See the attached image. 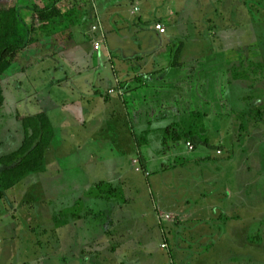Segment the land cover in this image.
I'll list each match as a JSON object with an SVG mask.
<instances>
[{"label": "crops", "instance_id": "1", "mask_svg": "<svg viewBox=\"0 0 264 264\" xmlns=\"http://www.w3.org/2000/svg\"><path fill=\"white\" fill-rule=\"evenodd\" d=\"M25 1H35L37 3V1L40 0ZM119 1L120 0H58L57 4L61 9L59 11L68 15L69 20L71 19L70 15L73 16V20H68L69 25H65L66 27L70 26L71 32L70 37L66 40L67 42H50L54 47L53 52L58 51V48H60V53L55 55V57L59 56L57 61H60V56L62 54L68 52L69 54L66 55L69 58L68 61L70 63H76L79 61V57L76 55L77 49L85 47L84 49H89L91 55L88 53V56L94 58V63H99L96 60L99 58V54L97 53L98 56H96V53L90 50L91 43L89 42L90 44H86L83 42V31H85L86 26L89 25L88 17H90V21L93 20L94 22L96 8L99 10L97 13H100L113 5H122V10L126 9V11L131 12L128 4L119 3ZM124 1L129 2V4H134V6L137 8L139 7V9L144 7V2H151L150 0ZM213 1V5L216 6V9L214 13L212 11L211 15L213 19L211 31L212 41L214 44H217V53L211 55L210 61L220 64L226 63L228 66L229 61H233L236 57L240 60V52L242 49L247 50L249 48L253 50V48H257L254 54L258 57V63L261 67L259 77L263 78L264 0H242L241 3H239V0ZM42 2L44 3L45 0ZM63 5L67 6L66 9ZM200 5L199 3V6ZM239 5L242 10L243 8L245 9V16L248 17V19L244 21H247L249 25L248 30L252 32L255 31L254 28L258 27L259 30H257L258 37H253V39L247 42L236 44L234 42L237 37H233V35L238 36V34L236 35L238 30L236 25H241L238 23L239 20H237V16H235L236 8ZM31 11L32 9L27 10L28 16L31 14ZM171 14L174 15L175 12ZM91 17H93V19ZM164 18L168 19L166 17ZM26 19L28 20V17H26ZM165 19L156 20L154 24H163L165 28H169L167 26L169 23H167ZM140 20L142 23L145 21L143 17H140ZM184 22L186 25H184ZM181 24V26L179 24L180 29L190 33L188 37H194V34L196 36V22L190 21L187 17ZM154 35L156 39L160 37L161 39L155 46V49L151 50L153 52L159 49L160 45L165 43L162 37H166V34H160L155 28ZM242 37H244V35H242ZM248 38L250 37L247 36V39ZM33 42L31 47L37 45L41 48L43 44H45L43 40H40V42H37V40ZM235 44L237 48L234 54H236V57L222 54L223 52H227L226 50ZM87 45L89 46L87 47ZM223 47L224 49L221 51L220 48ZM30 48L20 56L26 57V60L30 61V63L23 68L24 71L33 68L35 61L46 59L39 50H37L40 52L38 55L34 54V56H27V54L32 51ZM225 48L227 49L225 50ZM66 49L68 51H65ZM53 56L54 55H51V58ZM170 56L171 55H169L168 58H170ZM243 56V59H241L243 61L240 60L241 62H244V59H247L249 54L247 56L246 53H244ZM113 57V62L120 63L122 56L113 54ZM156 57L157 56L153 55L151 58L148 57L149 59H153L151 62H153L155 66L157 63L159 64V62H154L156 61ZM198 58L200 59L201 57H194V60L192 59V61H190L191 64L182 65V71H174L169 75L170 79L174 80V83L175 80H177L175 83L176 89H170L169 91H164L162 89L158 90L157 88H159L161 82L150 83L151 80L161 75L159 74L160 72L164 71L159 68L157 71L152 70V72L149 73L138 74L140 76H132V78H130L132 79V83L129 84L130 86L132 85L130 90H127L129 86L126 84L121 87L123 89L125 88L123 93L126 102H120V99L117 101L118 98H116V101H112L116 106H114L111 111L113 110L115 113V110L118 109L124 112L125 114H122L123 119H129L135 133L141 136V139L138 141L135 138L130 141L128 136L125 139L119 137L121 140V147L117 154V159L119 161L114 160V163L106 164L104 166L106 167L104 174L112 173L124 176L131 172L137 173V171H133L132 169H134V165H137L134 161L140 157L146 158V161L145 159H141L142 161H140V164L143 166V169L149 173H155L160 167H167V165L172 167V165L177 162L178 164L185 163L186 165L184 167L178 166L173 169L170 167L171 169L165 174L166 177H168V179L165 178V180L167 179V183L153 184L155 178L165 176H160L162 174L159 173L152 181L150 180L148 185H139L136 188H132V190L125 187V184V186L122 184L121 187L117 189L116 199L113 201H96L97 204L101 205L100 220L104 219V221L99 225L100 230L94 232V234L98 233L99 235L103 234L105 236V238H101V243H103L102 245L105 244L107 249L106 252H99V257L95 262H92L91 259L95 250L92 251L93 224L90 220L91 207L96 204V202L93 203L90 194L93 187L92 185L95 183H89L87 181V178L89 176L91 177L93 174L92 168L83 160L79 162L78 166H76V163L72 164L71 169L67 170L69 166L65 167L64 165V168H61L58 164L60 163L59 160L57 161L59 157V155L56 154L58 151L57 148L62 146H59V144L63 141L60 139L61 136L63 137V133L60 134V128L65 125L62 121L66 120V125H68L70 123L67 119H71L70 112L64 108L68 106L66 100L60 99L59 97L55 99L51 98L50 100V89H47L48 94L45 97H43L42 94V98L40 99L38 97L39 103L34 105L33 100L36 99L37 101V95L41 93H39L40 88H37L35 91L29 88L25 92L26 96L22 95L19 98H15L14 101L10 99L9 103H5L4 106L6 108H1L0 116V264H13V261L17 257L19 261L16 264H70V262L75 263V261L76 264H264V259H256L253 261L250 253L251 249L248 250V245L263 243L264 233L262 232L264 230V225L262 224H264V218H260L257 221V223H259L258 226L255 231H252L249 235V232H246L244 227L241 228L242 226L239 223H242V219L240 216L229 213V210H231L229 201L232 200L234 194L229 191V189L221 188L218 183L213 181V176L211 174L209 175V171L213 169V167L214 169L218 168L217 164H215L216 161L214 160L206 164L193 163L192 161L196 157L188 155L192 152H187L184 147L180 149L170 147L167 153H161L165 131L170 127H178L179 123L182 121L183 109L188 102L186 94L189 93L194 103V105H191L193 111H195V108L198 106H205L206 102L203 100L204 85L202 72L200 70L202 63L205 61L196 60ZM146 59L145 57L143 58L144 62ZM165 59L166 58H164V60ZM250 59L251 58H248V60ZM64 60L66 61V59ZM99 60L102 61L103 57ZM138 62L140 63L141 61ZM196 64H198V67L193 66ZM98 71H100L99 66L95 67L94 64L89 70V72H92L91 76H94ZM104 74L105 73L100 72L99 77H103ZM162 74L164 73L162 72ZM242 74L244 78L243 84L241 83L242 88H250V86L246 84L249 76L246 78L244 77L245 74ZM255 74L258 75L256 71ZM125 75H129L128 70L122 72L118 71L114 76L110 77V82H118L117 79H123ZM213 77L217 79L215 91L213 92L216 103H210V105L213 111L215 109H213L214 106L218 108V111L224 110L226 107L220 105L223 104L221 102L222 96L225 94L227 97V93H230L231 90L232 92L234 91L237 77L228 74L227 84L225 80L221 79V76H218V73L216 76L212 75V78ZM230 77H233L235 86L234 83L230 82L232 81ZM158 79L162 78L159 77ZM56 82H58V80L53 79V83L56 84ZM134 84H137L136 87H133ZM105 87L108 89L107 86ZM110 88H112V86L109 87V90ZM12 89L13 88L9 89L12 91L9 94L10 96L23 94L24 87L20 86L19 89ZM31 94L34 95L33 100ZM98 94H100V91ZM219 95L221 98H219ZM229 100L230 98L228 101ZM159 102L164 103V111L167 112V108H169L167 117L161 114L162 109L157 106ZM31 107H35L37 112H25ZM36 115L44 116L54 128V133L53 129L51 130L52 137L50 135V154L52 155V160L57 161L58 166L54 165V167L51 168V174L67 175L66 172L70 171L73 176L83 175L85 181L82 183H75L73 179V183H70L68 187L63 183L61 184L59 178L53 179L50 182L43 181L38 175L49 173L51 169H49L50 171H46L43 166L44 157L42 158L40 156H36L35 158H40L39 160L42 162V165H38L40 164L38 161L35 163L31 162L30 164L26 162L25 165H20L15 168L11 165L4 164L8 158L18 151L20 154H23L20 158L21 160L29 154H24L23 152L25 147L23 142L27 135H32L34 132V136L37 134L36 138L38 140L39 137H41V134L35 131L37 128L36 124L34 127L33 125L29 126L32 120H36ZM217 117H219V113ZM60 119H62V123L59 121ZM219 121L221 120L219 119ZM60 125H62V127ZM66 131L70 132V130ZM129 135L131 134L129 133ZM222 137L225 136L223 135ZM16 142L21 144L20 147L17 146ZM124 143H127L126 147ZM168 143H170V141ZM84 144L89 145L90 143L86 142ZM217 150H219V148H217ZM159 152L162 155H160ZM157 154H159L161 158H158L159 155ZM215 156H223V153L221 155L217 153ZM156 157L158 158L157 160L155 159ZM162 160L163 162L161 163ZM157 161H160V164H158ZM196 161H198L197 158ZM140 164L138 163V165ZM194 165L199 166L194 167ZM28 174H31L30 176L37 175L30 180H38L39 183H33V185V181L28 183V178L26 177ZM95 174H98V172H95L93 175ZM191 175L193 177L192 183L198 184V186L202 185L201 187L207 186V189L202 191L203 196H199V201L191 198V191L195 190L193 187L189 189L190 185L187 182L188 178H191ZM203 175H206V177H203ZM201 177L203 178L201 179ZM19 182L22 183L19 184ZM18 187L19 191H24L25 193L35 190L49 193H47L46 196L43 195L44 193H39L38 195L32 196V199H27V196L23 198L22 194L18 193L26 202L33 201L35 205L32 209H29L28 206H26V202L22 201V198H17L15 190ZM201 187L200 191L202 190ZM139 195L142 196L143 201H145V206L140 209L141 213L139 212V214L134 216L127 215V210L134 207L136 199H139ZM215 199H217V202L214 201ZM44 201H47V209L44 207ZM155 204L159 207L157 208ZM157 210L160 212L159 216L157 215ZM207 211H211V215L205 214ZM21 214L30 215L31 222H23L24 226L18 223L17 221ZM163 214L174 216L176 221H171L173 219L172 217L170 220L161 218L160 215L163 216ZM108 223L113 224L115 227L114 230L108 231ZM47 225H51V231H48L50 233L52 232V237L51 243L46 247V252L51 253V258L44 257L46 253L43 248L45 247L43 244L44 241H42L43 234L48 232L45 230ZM43 228L45 229L43 230ZM42 230L43 234H39L38 232ZM36 233H38V235H36ZM34 239L33 252L29 254L32 245L28 242ZM220 239H224L226 242L231 241L232 243H235L237 239H240L241 242L245 239L243 243L240 242V250L244 253L242 254L241 252V256H229L231 255L230 245L223 242L221 247L220 245L217 246L220 243ZM25 241L26 243L24 244ZM21 244L22 247L21 250H19ZM164 244H167L168 249H163ZM23 251L24 254H22ZM225 254L229 257L224 258ZM233 254H235L234 251ZM46 255L48 256L50 254Z\"/></svg>", "mask_w": 264, "mask_h": 264}, {"label": "rangeland", "instance_id": "2", "mask_svg": "<svg viewBox=\"0 0 264 264\" xmlns=\"http://www.w3.org/2000/svg\"><path fill=\"white\" fill-rule=\"evenodd\" d=\"M150 1L151 2H144V7L142 8L141 5L142 9H139V7H135L134 4H129L127 1L120 0L119 3L122 2L126 3V5H129L128 7L131 9V12L126 11L124 8V10H122V5H113L100 13H97L99 10L94 8V22L93 20L90 21V17H88L89 14L87 15L89 28L86 26L85 31H83V42L86 44L91 43L90 50H92L93 53H96V56L99 54L98 59H96L95 56V59L99 63H94V58L88 56L89 49H84L85 47H80L77 49L76 55L79 57L78 62L70 63L68 61V56H66L69 54L68 52H65V55L62 54L60 56V61H57L59 56L55 57V55L60 53V48H58V51L53 52L54 47L50 42L54 41L58 43L59 40L67 42L66 40H68V37H70L71 32L70 26L66 27L65 25L66 21L67 25H69V17L67 19L64 18V23L61 25V27H57L55 30H43V32L37 30L34 33V41L37 40V42H40V40H43L45 44H43V47L41 48H39L37 45L31 47L30 49L32 51H30L27 56H34V54L38 55L40 52L37 50H39L46 57V59L35 61L33 68L24 71L23 68H25V66L30 63V61L26 60V57H18V60L9 68V70L5 71L3 74H0V87L2 91V96L0 99V116L1 108H6L4 106L5 103H9L10 99L14 101L15 98H19L22 95L26 96L25 92L29 88H32L33 91H35L37 88H40L39 93H41L37 95V101L36 99L33 100L34 95L31 94L34 105L39 103L38 97L40 99L42 98V94L43 97L48 94L47 89H50V100L51 98L55 99L58 97L60 99L66 100L68 106L64 108L70 112L71 119H67L69 120L68 122L70 124L66 125L67 122L64 120L62 122L65 123V125L63 127L60 125L62 127L60 128V134L63 133V137L61 136L60 139L63 141L59 144V146H62L57 148L58 151L56 154L59 155L57 161L59 160L60 162L58 164L61 168H64V165L65 167L69 166L67 170H70L72 164L76 163V166H78L79 162L85 160V163L90 165L92 168L93 174L98 172V174H92L91 177L89 176L87 178L89 183H95L92 185L93 187L90 192L93 203L96 201L100 202L101 200L110 202L116 199L117 189L120 188L122 184H125L126 186H124L130 190H132V188L138 187L139 185H148L150 180L152 181L159 173L162 174L160 176H163L172 168L171 166L167 165L168 167H160L155 173H149L148 171L146 172L145 169H143V166L140 164V161L143 159L146 161V158L140 157L134 161V163L137 164L134 165L135 170L132 169L133 171H137V173L131 172L130 174H125L124 176L112 173L104 174V171H106V167L104 166L106 164L108 165L109 163H114V160L119 161L117 159V154L121 147V140L119 137L125 139L128 136L130 141L135 138L138 141L141 139V136L135 133V130L132 127L129 119H123L122 114L124 115V112L116 109L115 114L113 110L111 111V109L116 106L113 103V100L116 101V98H118L117 101L120 99V102H126L124 100V93L121 95L125 88L123 89L121 87L126 84L129 86V88L126 87L127 90H130L132 85L130 86L129 84L132 83V79H130L132 76H140L138 74L149 73L152 72V70L157 71L159 68H161L164 70L162 71L164 74L160 72L159 74L161 75H158V78L160 77L162 79L155 78L154 80H151L150 83L152 84L153 82H161V84L159 83V88H157L158 90L162 89L164 91H169L170 89H176L175 83L177 80H175L174 83V80L170 79L169 75H171V73L174 71H180L181 69L183 70L184 65L191 64L190 61H192V59L194 60V57L197 58L200 56L201 58L196 60L205 61L202 63L200 70L202 72L204 85L203 100L207 104L205 103V106L203 107L198 106L195 108L196 110L193 111V109H191V105H194V103L192 102L189 93H187L186 97L188 102L183 109L184 112L182 113V121L179 123V126L185 129L187 132H196V141L193 142L196 149L194 152L188 154L198 159V161H196L195 158L192 161L193 163L197 162L198 164H206L214 160L216 161L215 164H217L218 168L214 169L213 167V169L209 171V175L211 174L213 176V181L218 183L221 188L229 189V191L234 194L232 200L229 201V204H231V210H229V213L240 216L242 223L239 224H241V228L244 227L246 232H249V235L252 231H255L256 227L258 226L259 223H257V221L260 218H264V77H259L260 69L257 67V64H259L258 57H256L254 54L255 51H257V48H253L252 51H250L248 48V51H250V57L248 56V58L251 59H244V62H241L243 61L241 59L244 57V52L240 53L241 61L238 57H236L234 52L237 48L236 44L247 42L253 39V37H258L257 30H259V27L254 28L255 31L250 32L248 30L249 25L247 21L244 22L248 19V17L245 16V9L243 8L242 10L240 5L237 6L235 16H237V20H239L238 23L241 25H236L238 29L236 35L238 34V36L233 35V37H237L234 42L236 44L229 47L228 50L225 48L227 52L222 53L235 56L236 58L233 61H229L228 66L226 63H213L210 61L211 55H215L217 53V44H214L212 41L213 39L211 31L213 20L211 15L212 11L214 13L216 9V6L213 5V0ZM241 2L242 0H239V3ZM13 3L20 5V7L24 5L28 6V8H30L29 6L32 5L35 6V1L27 2L25 0H10V5ZM50 3H52V1L49 2V0H45L44 3L42 2L41 8L48 6ZM199 3L201 4L200 6ZM63 7L66 9L67 6L63 5ZM172 12H175V14L172 15ZM30 13H34V11H31ZM140 17H143L145 20L143 23L141 22ZM164 17L168 19H165ZM187 17L190 21L196 22L195 28L197 34L196 36L194 34V37H188V34L190 33L181 30L179 27V24L181 26V23L185 21ZM70 18L73 20V16L70 15ZM91 18L93 19V17ZM162 19H165V21L169 23L167 24L169 28H166V37H162V39L165 40V43L160 45L159 49H156L153 52L151 50L155 49V46L161 39V37L159 39L155 38L154 28L156 29L157 24L154 23L156 20ZM97 23L98 26L95 27ZM184 25H186L185 22ZM242 35H244V37H242ZM247 36L250 38L247 39ZM100 41L102 42V46H104L103 43L106 44V49L103 47H101L100 50L96 49L95 45ZM88 46L89 45H87V47ZM224 47L220 48V50L223 51ZM65 51L68 50L66 49ZM113 54L122 56V58L120 57V63H113L114 60L112 61L111 59ZM51 55L54 56L51 58ZM89 55L91 54L89 53ZM152 55L157 56L155 59L156 61L154 62H159L161 66L158 63L155 66V64L151 62L153 59H149L148 57L151 58ZM169 55H171V61L170 58H168ZM101 57H103L102 61L99 60ZM144 57L145 59L148 58L145 60V62L143 60ZM164 58L166 59L164 60ZM64 59H66V61ZM138 61L141 62L139 63ZM93 64L95 67L99 66L100 71L95 73L94 76H91L92 72H89V70L92 68ZM193 66L198 67V64ZM124 70H128L129 72V75H125L126 78H119L118 82L115 83L110 82V77L114 76V74H116L118 71L122 72ZM255 71L258 75L255 74ZM100 72L105 73V76L103 75V77L100 78ZM217 73L219 77L221 76L222 80H225L226 84L228 83V74L230 76H236L237 78L235 86L233 77H230V80H232L230 82L234 83L235 89L233 92L231 90L230 93H227L229 96L227 95L226 97L225 94L222 96L221 102L223 104L220 105L225 106L226 110L224 109L218 111V108L214 106L213 109H215L213 111L210 103L213 104L215 102V95H213V92L215 91L217 79L216 77L212 78V75L216 76ZM242 73L249 75V79L246 84H248L250 88H242V82L244 80L243 76L241 75ZM53 79H57L58 82L54 84ZM136 85L137 84H134L133 87H136ZM20 86L24 87L23 94L21 93L14 96L9 95L12 92L9 90L10 88L19 89ZM105 86H107L108 89H106ZM111 86L112 88L109 90V87ZM120 89H122V92L119 93ZM99 91L100 94H98ZM112 91L115 92L112 93ZM219 98H221L220 95ZM229 98L230 100L228 101ZM160 102L157 106L162 109L161 114L167 117L169 108H167V112L164 111V103ZM35 109V107H31L25 112L36 113L37 110ZM218 113L219 117H217ZM38 117L39 116L36 115V119H38ZM218 118L221 121H219ZM61 120L62 119L59 121L61 122ZM33 121L34 120L29 123V126L33 125L34 127L35 124L32 123ZM202 126H206L208 130L207 133H202ZM50 127L51 130L53 129L54 133L53 126L50 125ZM66 130H70V132ZM129 133L131 135H129ZM201 134L206 135H203L202 137ZM223 135L225 137H222ZM49 136L50 133L48 132L46 137L49 138ZM32 137H34V132L32 135H27L25 141L23 142V145H25L23 149L24 154L28 153L26 145H29ZM205 138L209 141L208 143L210 145L205 143ZM86 142H89L90 144H84ZM16 144L18 147L21 145L19 142H16ZM47 145L48 146L46 149H44L42 154H40L42 158L44 157L43 166L45 167L46 171H50L49 169L54 167V165H58L57 161H53L51 158V138ZM124 145L126 147L127 143H124ZM217 148L223 152V156H215V154L218 152ZM161 150V153H163L164 149ZM19 153L20 152L18 151L12 156H15ZM160 155L158 158H161ZM34 158L35 157H33L27 164L35 162ZM158 158L156 157L155 159L157 160ZM157 162L160 164V161ZM162 162L163 160L161 163ZM19 163L20 161L16 160L13 165H19ZM39 163L40 164L38 165H42L40 160ZM138 163L141 166L138 165ZM13 165L11 166L15 167ZM185 165V163H179L178 166L184 167ZM196 166L194 165V167ZM51 172L52 169L49 173H42L43 175L38 176L45 182H50L53 179L55 180L59 178V182L61 184L63 183L67 185V187L70 183H73V179L75 183H82L85 181L83 175L73 176L70 171L66 172L67 175H55L51 174ZM30 175L31 174H28L26 176L28 178V183L33 181V179L30 180L31 178H35L37 176ZM204 176L206 177V175H203V177ZM203 177H201V179ZM165 178L168 179L166 175L164 177H157L155 180H153V184L155 185L157 183L163 182L167 183V179L165 180ZM192 181L193 177L191 175V178H188L187 181L190 185L189 189H192L191 187L195 188V190L191 191V198L199 201L197 194L200 191L199 187L202 185L198 186V184L192 183ZM20 183L22 182H19V184ZM33 183H39V181H33L32 185ZM201 189L202 191H205L207 186L205 185L201 187ZM15 192L17 193L18 199L22 197L26 198V196L27 199H32V196L38 195L39 193H44L43 195L45 196L47 193H49L44 191L38 192V190L25 193L24 191H19V187L15 190ZM18 193L22 194V197L18 195ZM23 198L22 201L26 202V200H23ZM214 201L217 202V199ZM46 203L47 201L43 202L44 207L47 209L48 205ZM96 204L91 207L92 211L90 217L91 223L93 224L92 251L95 250L91 257L92 262L97 260L100 251L106 252L107 249L106 245H102L103 243H101V238H105V236L103 234L99 235L98 233L94 234V232H98L100 230L99 225L102 221H104V219L100 220L101 205ZM34 205L35 204H33V201L26 202V206H28L29 209H32ZM144 206L145 201H143L142 196L139 195V199H136L134 207H131L127 210V215L134 216L139 214V212L141 213L140 209H142ZM155 206L157 207V204H155ZM159 214L160 212L157 210V215L159 216ZM205 214L211 215V211H207ZM30 217V215L21 214L17 222L24 226L25 222H31ZM171 217L173 218H171V221H176L174 216ZM51 225H47V227L44 226L46 229L43 228V230L45 229L47 231H51ZM107 226L108 231H112L115 228L113 224L110 223H108ZM43 230L38 233H42ZM48 232L46 234L42 233V241H44L43 244L45 247L43 248L45 253L50 254L48 256L45 254L44 257L51 258V253L46 252V247L49 246V243H51L52 237V232H49V234ZM38 233H36V235H38ZM262 233H264V230ZM30 241L28 243L32 245V249L29 254L33 252L35 239L31 242ZM244 241L245 239L242 242L240 239H237L235 240V243H232L231 241L226 242L224 239H220V243L217 246L220 245L221 247L223 242H226L231 247V255L229 256L236 257L241 256L240 254L242 251L240 250V242L243 243ZM25 243L26 241L24 244ZM21 247L22 244L20 245L19 250H21ZM248 250H250L253 261L256 259H264V240L262 244L253 243L252 245H248ZM233 251L236 255L233 254ZM243 253L244 252H242V254ZM22 254H24V251ZM229 256L225 254L224 258H228ZM18 261L19 259L17 257L13 261V264H16ZM70 264H76V261L75 263L70 262Z\"/></svg>", "mask_w": 264, "mask_h": 264}, {"label": "trees", "instance_id": "3", "mask_svg": "<svg viewBox=\"0 0 264 264\" xmlns=\"http://www.w3.org/2000/svg\"><path fill=\"white\" fill-rule=\"evenodd\" d=\"M42 1L43 0H40L37 3L35 2V6H31L30 8H28V6L26 5L20 7V5L15 3L10 5V0H0V74H3L5 71L9 70V68L18 60V57L23 55V53L33 45L34 33L37 30L38 31L40 30L41 32H43V30L44 31L55 30L57 27H60L64 23L65 21L64 18L66 19L68 17V15L62 14L59 11L60 8L58 7L57 4L58 0H49V2L52 1V3L48 4V6L44 8H41ZM27 8L28 10L32 9L34 13H31L28 16ZM26 17H28L30 23L28 22ZM66 25H67V21H66ZM97 26L98 23L95 25V27ZM59 42H61V40H59ZM103 44L104 46L102 47L106 49L107 48L106 44L105 43ZM247 51L248 49L247 50L242 49L240 53L244 52L248 56V54H250L249 52L252 50L248 52ZM111 59L112 61L114 60L113 57ZM257 67L261 69L260 64H257ZM248 76H249L248 74L244 75V77L246 78H248ZM118 80L119 79H117V81ZM1 96H2V91L0 87V99ZM0 106H1V102H0ZM33 123L36 124L37 126L35 131L41 134L39 140L36 138L37 134L34 137H32L29 145H26L29 154L25 156L23 160L20 159L23 156V154L19 153L15 156H11L10 158H8L4 162V164L10 166L13 165V163L16 160L20 159L19 165H13L15 167H19L20 165H25L26 162L28 163L33 157H36L38 155L41 157L42 152L44 151V149H46V147L48 146L47 144L50 141V138L52 137L51 127H50V123H48V121L44 116H39L38 119L33 121ZM48 132L51 135V137L49 136V138L46 137V134ZM207 132L208 130L206 126H202V133H207ZM201 135L203 137V135L206 134H201ZM195 138H196V132L193 131L187 132L181 126L175 128L170 127L165 131L164 142H163L164 143L163 153L164 152L167 153L170 147L176 149H180L184 147V149L187 150L186 148L187 144L191 143L194 145L193 142L196 141ZM169 141L170 143H168ZM208 142L209 141L205 138V143L210 145ZM187 152L189 151L187 150ZM217 153L218 155H221L223 152L218 150ZM39 159L34 158L35 162L38 161V163H39ZM178 165H179L178 163H174L172 165V169L178 167ZM26 166H32V165H26ZM197 196L198 197L203 196L202 190L199 191Z\"/></svg>", "mask_w": 264, "mask_h": 264}, {"label": "built area", "instance_id": "4", "mask_svg": "<svg viewBox=\"0 0 264 264\" xmlns=\"http://www.w3.org/2000/svg\"><path fill=\"white\" fill-rule=\"evenodd\" d=\"M156 30L160 33V34H165L166 33V28L162 25V24H157L156 26ZM96 49L97 50H100V48L102 47V42H99V43H96L95 45ZM115 92V91H112V93ZM122 92V89H120L119 93ZM123 94V92L121 93V95ZM187 150L189 152H194L195 151V146L191 143H188L187 144ZM220 154V152H219ZM161 218H166L167 220H170L171 219V216L170 215H164L163 216L161 215ZM163 248L164 249H168V246L167 244H164L163 245Z\"/></svg>", "mask_w": 264, "mask_h": 264}]
</instances>
